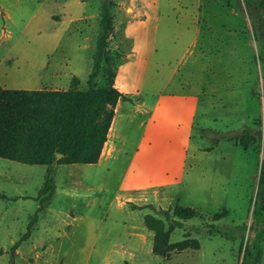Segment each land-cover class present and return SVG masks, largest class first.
<instances>
[{"label": "rangeland", "instance_id": "obj_1", "mask_svg": "<svg viewBox=\"0 0 264 264\" xmlns=\"http://www.w3.org/2000/svg\"><path fill=\"white\" fill-rule=\"evenodd\" d=\"M111 1L112 62L98 86L117 74L135 94H125L131 106L141 98L151 107L159 98L156 112L145 130L139 114L118 113L109 137L119 136L116 158L105 160L106 144L98 165L57 167L54 197L15 251L46 168L0 159V264H249L264 227V0ZM157 1L163 20L155 34L154 17L139 25L146 13L134 3L151 10ZM100 15L101 0H0L7 89L85 90ZM245 129L255 140L243 148ZM168 178L172 195L150 194L142 205L194 208L199 217L182 222L169 242L189 235L200 249L160 258L143 224L154 212L132 210L125 199L140 194L134 187L152 191ZM221 212L227 216L213 222ZM209 226L218 233L210 235ZM261 249L264 264V243Z\"/></svg>", "mask_w": 264, "mask_h": 264}, {"label": "trees", "instance_id": "obj_2", "mask_svg": "<svg viewBox=\"0 0 264 264\" xmlns=\"http://www.w3.org/2000/svg\"><path fill=\"white\" fill-rule=\"evenodd\" d=\"M115 6L111 0H101L100 31L93 68L86 80L85 90L74 87L67 90H11L0 86V159L27 166L47 167L43 184L34 198L37 210L25 234L13 246V251L30 238L39 214L52 200L55 192L53 166L97 164L106 146L117 103H132L130 97L112 84L98 86L105 66L112 62L107 47L114 30L112 9ZM262 35L264 37V30ZM73 83H78V79H74ZM238 136L243 148L255 140L250 129L243 130ZM57 154L62 157L56 159ZM258 184L259 187L264 184L263 173ZM128 205L132 210L149 209L154 212L143 217L144 227L153 234L151 252L154 256L166 258L171 253L200 249L199 242L189 235L180 242H169L173 230L183 227L182 222L199 217L194 208L176 205L160 211L152 205ZM226 216V212L217 213L212 221H219ZM208 229L210 235L218 233L213 226ZM194 232L199 233L198 230ZM262 243L264 227L255 234L249 264H261ZM10 264H14V261Z\"/></svg>", "mask_w": 264, "mask_h": 264}, {"label": "crops", "instance_id": "obj_3", "mask_svg": "<svg viewBox=\"0 0 264 264\" xmlns=\"http://www.w3.org/2000/svg\"><path fill=\"white\" fill-rule=\"evenodd\" d=\"M134 5L135 6H139L146 13V15H143L144 17H142V19L139 20V22H138L139 25H141V26L147 25L151 21V19L154 17V20H155V28H154V30H155V34H157V30L159 28V24H160L161 20H163V17L161 16V12L162 11H161V4H160V2L157 1V2L153 3V6H152L151 10H146L147 7L145 6L144 3L135 2ZM168 19H170V18L168 17ZM171 20L174 21L173 19H171ZM133 49H134V47H133ZM112 81L113 82H111L110 84H112L120 92H122L124 94H127L130 97H132L133 95H135V94H131V93L127 92L125 90L124 86L122 84H119L118 75L117 74L114 76V78H112ZM0 86L2 88H4V89H7V87L5 86L4 78L1 77V76H0ZM102 86H104V85H102ZM102 86H100V87H102ZM138 100H139V102L137 104V105H139L138 107H133L128 102H121V101H119L117 103V105L115 107V115H114L113 121L111 123L109 132L107 134V141L105 143V144H108V150H110L109 155L107 157H105L106 159L104 158L105 160L114 159V158H116L117 153H119L118 152V147L116 146V144H117V142L119 140V136L117 135L118 138H115V139H109L110 132H111V129L113 127L114 121L116 120V118H118V116H120V115H118L119 112L122 113L123 111H127L128 113H132L134 116H136L137 114H139L140 116L143 117L142 122H141V127L144 130L148 127L149 122L152 119V118H149V117H152L154 115V113L156 112V109H157V106H158V102H159V98L154 100V102L151 105V107L147 106V104L144 101H142L141 98H139ZM141 137H142V134H141L140 138ZM105 144H104V146H105ZM102 151H103V149H102ZM135 152L132 155V158L135 157ZM102 153L103 152H101V155H102ZM101 155H100V158H99L98 163L95 164V165H98L100 163V161H101ZM60 166H65V165H60ZM69 166H78V165H69ZM42 167H44V166H42ZM57 167H59V166H57V165H54L53 166L54 173H55V170L57 169ZM45 168L47 170V167H45ZM46 170H45V173H46ZM45 173H44V176H45ZM172 183H173V180H170V178L165 179L163 181H159L153 187L152 191H147V189L145 187H140V186L139 187H134L131 190H135V193H137V194L140 193V194L136 195V197H140L139 198V203H141V205L135 204L136 197L135 198H127V199H125L126 204L127 203H131V204H134L136 206L141 207V206H146L147 205V204L146 205L145 204L142 205V203H146L147 202L146 199H147L148 195H150V194H152L154 197H156L155 199H157V200H158V198H157L156 195H172V194H168L170 192V188L169 187L172 185ZM55 191H56V186H55ZM125 192L128 193L127 192V189L125 190ZM54 194H55V192H54ZM53 197H54V195H53ZM53 197H52V199H53ZM35 203L37 204V202H35ZM50 203H49V205H50ZM49 205L39 214L40 215L39 217H41V214L46 211V209L49 207ZM37 207H38V205H37Z\"/></svg>", "mask_w": 264, "mask_h": 264}, {"label": "bare ground", "instance_id": "obj_4", "mask_svg": "<svg viewBox=\"0 0 264 264\" xmlns=\"http://www.w3.org/2000/svg\"><path fill=\"white\" fill-rule=\"evenodd\" d=\"M116 120H117V118H116ZM116 120L114 121V124H113V127H112V129H111V132L113 131V129H114V127H115ZM111 132H110V136H111ZM110 136H109V137H110Z\"/></svg>", "mask_w": 264, "mask_h": 264}, {"label": "water", "instance_id": "obj_5", "mask_svg": "<svg viewBox=\"0 0 264 264\" xmlns=\"http://www.w3.org/2000/svg\"><path fill=\"white\" fill-rule=\"evenodd\" d=\"M61 157H62V155L57 154L56 159H60Z\"/></svg>", "mask_w": 264, "mask_h": 264}]
</instances>
